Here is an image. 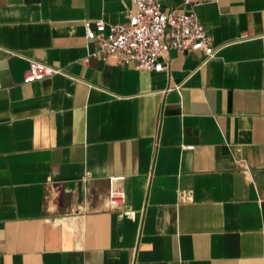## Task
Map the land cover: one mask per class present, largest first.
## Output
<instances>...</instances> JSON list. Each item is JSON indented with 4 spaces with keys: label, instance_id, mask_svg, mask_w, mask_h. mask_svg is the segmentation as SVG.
<instances>
[{
    "label": "crops",
    "instance_id": "crops-1",
    "mask_svg": "<svg viewBox=\"0 0 264 264\" xmlns=\"http://www.w3.org/2000/svg\"><path fill=\"white\" fill-rule=\"evenodd\" d=\"M159 1L214 56L94 55L86 20L132 0H0V264H264V0ZM31 59L62 72L26 84Z\"/></svg>",
    "mask_w": 264,
    "mask_h": 264
},
{
    "label": "built area",
    "instance_id": "built-area-1",
    "mask_svg": "<svg viewBox=\"0 0 264 264\" xmlns=\"http://www.w3.org/2000/svg\"><path fill=\"white\" fill-rule=\"evenodd\" d=\"M132 1L135 10L130 13L127 23L86 20L87 38L98 45L94 55H117L121 62L132 63L137 70L156 72L166 68L161 58H166L172 48L202 50L206 54L205 61L214 56L211 36L195 13L166 11L159 0ZM60 72V68L31 59L23 81L29 84ZM184 148L191 150L194 146L184 145ZM123 180L124 176L109 178L108 206L112 209L125 206L126 193L120 185ZM182 198L189 199L190 196L182 195Z\"/></svg>",
    "mask_w": 264,
    "mask_h": 264
}]
</instances>
